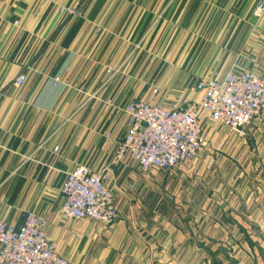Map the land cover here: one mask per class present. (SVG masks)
Instances as JSON below:
<instances>
[{"label":"crops","instance_id":"crops-1","mask_svg":"<svg viewBox=\"0 0 264 264\" xmlns=\"http://www.w3.org/2000/svg\"><path fill=\"white\" fill-rule=\"evenodd\" d=\"M256 2H0V217L17 227L35 211L71 264H264V107L244 137L200 110L199 156L171 173L117 161L113 146L130 97L170 107L215 70L264 76ZM66 4L82 14L59 12ZM155 87L179 93L166 100ZM77 164L106 170L112 223L62 217L61 186Z\"/></svg>","mask_w":264,"mask_h":264},{"label":"built area","instance_id":"built-area-1","mask_svg":"<svg viewBox=\"0 0 264 264\" xmlns=\"http://www.w3.org/2000/svg\"><path fill=\"white\" fill-rule=\"evenodd\" d=\"M57 9L67 16L82 14L78 6L70 4L58 5ZM253 14L257 26L264 30V0H257ZM107 71L110 78L114 72L111 68ZM25 79L26 72L22 71L13 83L21 86ZM157 90L156 87L153 92ZM194 92L193 100L185 97L170 107L147 98H128L123 105L128 124L121 139L113 143L115 159L129 157L144 173L152 168L173 171L183 163L196 160L204 141L200 110L206 111L210 121L244 137L246 127L264 107V76L249 67H233L226 72L215 70L196 80ZM103 105L112 106V99L104 100ZM57 149L55 146L54 150ZM61 193L63 218L103 224L118 218L104 169L77 164L65 172ZM44 224L43 218L33 210L26 213L17 227L0 217V264H71L47 236Z\"/></svg>","mask_w":264,"mask_h":264},{"label":"rangeland","instance_id":"rangeland-1","mask_svg":"<svg viewBox=\"0 0 264 264\" xmlns=\"http://www.w3.org/2000/svg\"><path fill=\"white\" fill-rule=\"evenodd\" d=\"M254 10V9H253ZM253 13V12H252ZM253 16H254V14H253ZM255 17V16H254ZM163 75H164V77L166 78L167 76L165 75V74H154V76L153 77H160V78H162L163 77ZM156 88V87H155ZM153 91V90H152ZM167 91V93H170V92H173L174 94H176V93H179V89H176V88H172V89H170V90H164V89H162V90H160L159 88H158V90H157V92L156 93H154V92H152L154 95H157L158 97L160 96V97H165V99L166 100H168V95L166 94V95H164V92H166ZM196 95V94H195ZM202 123V122H201ZM203 125V124H202ZM227 127V126H226ZM228 128V127H227ZM228 129H230V128H228ZM231 130V129H230ZM232 132H234L233 130H231ZM235 133V132H234ZM163 173H171V171H163V170H161Z\"/></svg>","mask_w":264,"mask_h":264}]
</instances>
